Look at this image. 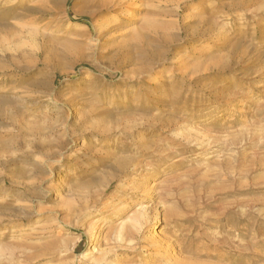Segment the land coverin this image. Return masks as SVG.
<instances>
[{"label": "rangeland", "instance_id": "374dc122", "mask_svg": "<svg viewBox=\"0 0 264 264\" xmlns=\"http://www.w3.org/2000/svg\"><path fill=\"white\" fill-rule=\"evenodd\" d=\"M124 2L0 0V264H264V0Z\"/></svg>", "mask_w": 264, "mask_h": 264}, {"label": "bare ground", "instance_id": "6f19581e", "mask_svg": "<svg viewBox=\"0 0 264 264\" xmlns=\"http://www.w3.org/2000/svg\"><path fill=\"white\" fill-rule=\"evenodd\" d=\"M126 2H124L125 4H126V7H127V9H131V8H135L136 7V4L134 3H132L133 2V0H125ZM130 12L129 11H126V14H129ZM32 31V30H31ZM37 34H35V33H31V38H30V40L29 41H21V42H18V43H16L14 46H13V48L14 49H17V48H21V47H27V48H30V49H34V50H37V44H36V42H35V39H34V37L36 36ZM17 41H19V39L17 40ZM130 218V217H129ZM129 221H130V223H132V229L137 233V232H139L140 230H142V222H143V217H142V215L141 214H137V215H135V216H133V217H131L130 219H129ZM145 224H147V222H145ZM125 243L127 244V241H125ZM130 241H128V244L126 245L127 246V248H130L131 249V247H129L130 246ZM125 246V247H126ZM161 248H162V245L160 244V245H156V246H154V253L155 254H158V253H160V251H161ZM141 249L142 250H145V251H147V249H146V247H144V246H142L141 247ZM165 251V255L166 256H168V246L164 249ZM144 251V252H145ZM163 252V251H162ZM155 256H157V255H155ZM159 256V255H158ZM162 256V255H161ZM106 257H104V256H101L100 258H96V259H93L92 261H91V263H89V264H104V263H106L105 261L107 260V259H105ZM107 264V263H106ZM109 264V263H108ZM111 264H113V263H111Z\"/></svg>", "mask_w": 264, "mask_h": 264}]
</instances>
